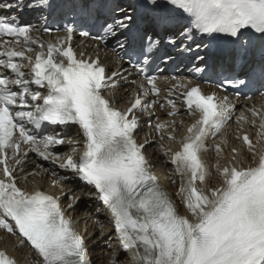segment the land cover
Listing matches in <instances>:
<instances>
[{
    "label": "snow or ice",
    "instance_id": "obj_1",
    "mask_svg": "<svg viewBox=\"0 0 264 264\" xmlns=\"http://www.w3.org/2000/svg\"><path fill=\"white\" fill-rule=\"evenodd\" d=\"M26 9L40 14L42 28L0 16V230L29 247L36 264H91L89 241L68 214L79 197L21 184L41 173L58 176V169L60 180L74 177L94 189L102 206L96 211L109 214L120 252L130 254L129 264H264V150L257 148L264 141V112L251 110V125L259 119L255 142L247 133L237 137L252 162L245 166L238 159L243 149L232 147L230 159L215 165L219 182L208 186L205 156L223 153V134L235 105L228 96L205 93L199 84L175 75L167 81L168 96L159 107L169 106L166 116L174 118L179 101L194 117L179 149L163 152L180 177L178 194L187 215L153 171L146 155L149 142L137 139L140 116L146 115L145 123L161 141L176 142L183 121L152 123L162 91L160 65L178 67L187 61L189 71H209L223 54L213 51L212 41H230L233 60L253 65L220 82V90L264 88V0H9L0 11ZM178 17L189 23L177 28ZM100 19L96 35L83 27H94ZM61 31L63 38H43ZM77 31L97 40L98 49L114 41L127 67L109 72L99 56L77 54L71 46ZM129 71L143 79L130 93L129 106L120 109L107 92ZM247 119L244 113L235 117L238 125ZM69 126L76 127L78 141L63 134ZM62 196L69 200L64 207ZM0 264L17 260L0 250ZM111 264H124L115 250Z\"/></svg>",
    "mask_w": 264,
    "mask_h": 264
},
{
    "label": "bare ground",
    "instance_id": "obj_2",
    "mask_svg": "<svg viewBox=\"0 0 264 264\" xmlns=\"http://www.w3.org/2000/svg\"><path fill=\"white\" fill-rule=\"evenodd\" d=\"M117 51L120 52L119 49H117ZM115 59L116 51H110L107 57L104 58L103 62L108 64L109 62H115ZM119 66L120 65L118 64L117 67ZM128 74L132 75V72H128L123 76L117 78L118 87L116 89H113L111 93V99L117 106L129 104V100L131 99L130 93L134 92L135 89H137L136 85H131L129 83L130 79L126 78ZM202 76V73H196L188 70L186 74L184 76H181L180 78L183 79L185 82H189L190 84L194 85L201 83L200 78ZM167 81L168 80L162 79L158 83L162 92L160 97L158 98V104L155 110L157 114L156 116H154L153 114L152 121L156 123L175 119L178 123L180 121H183L184 125L191 124L194 121V117L190 116L187 112L182 109L179 101L177 102V108L180 109V112L174 118L166 116V112L170 110L169 106L166 105L163 109L159 107V104L164 103L166 97L168 96L167 88L170 85ZM124 83H127V85L124 86ZM252 103L256 104L257 112H264V97H256L250 101H237L235 104L234 112L243 113L246 110V107H249ZM156 117L159 118L158 121ZM246 117L248 118L247 121L242 122L239 125L232 121L230 122L229 126L225 129V132L223 134V140L226 141V143L222 144V148L224 150L219 158L217 157L214 151L206 154V163L208 164L211 172V178L208 181V186L216 185L219 182L215 172V165L218 159L221 164H223L226 160L230 159L232 155V147L243 149L240 152L238 159L241 160L245 166L252 162L249 158V154H247L246 145H243L241 139H237V137L241 136V133L243 132L241 131V129L242 127H244L245 130L251 134L252 139L255 142V140L257 139L256 133L259 131V119L255 118L257 120V124L256 126H253L251 125L250 121L254 119V117L250 115H246ZM145 129H143V132L138 133L139 137L146 136L147 131L150 130L152 135H156L157 143L155 144H160L159 147H156L154 146V144H152L148 149L149 152L153 151V155H151V163L153 165V170L160 178L161 184L164 185L165 189L168 191L169 195L176 203L180 213L183 215H187V211L184 205L181 203V199L178 194L180 187V177L178 176V174H176L174 167L170 164L169 157H166L162 154V151L167 150L169 148L174 150V148L176 147V142H169L167 139L161 141L159 139V134L155 133L151 127L148 126ZM166 131H170V129ZM183 135H185L184 128L178 129L176 133V138L182 137ZM68 138L78 141L79 137L77 135V130L73 129L72 131H70ZM216 140L220 141L221 137H217ZM209 141L212 143L211 140ZM161 145H163V148L161 147ZM257 148L258 150H264V141H262L261 144H258ZM62 150L70 151V148L64 146ZM44 166L50 169L54 168L53 165H49L47 163H44ZM27 170L31 171L33 169L29 168ZM55 170L59 173V175H63V173L60 172L58 169ZM59 175L53 176L51 175V172H48L46 174L41 173V176L43 178L40 177L39 179H35V182H38L39 184L48 187L50 190H52L53 192H57L58 194H60L61 190H63V192L65 193L70 192V195L79 197V202L74 207V209L71 210L68 214L73 217L75 227L81 235H83L82 230L87 231V234L84 235L86 239L93 235L90 239H88V259L91 264H111L114 250L120 255L121 259L124 261V264H129L130 254L120 252L116 234L113 230L112 225L109 223V214L103 210L97 212L95 209L98 206L102 208V206L99 205L98 201L95 199L94 189L91 186L84 185L82 182L76 180L74 177H70L68 180H60ZM32 179L33 177H30V180ZM52 180L55 181V185L53 186L50 183ZM173 180L176 181L175 184L173 183ZM33 182L34 181H31V184ZM68 202L69 200L65 196L63 198L64 206H66ZM0 232L4 236H7L3 232V230H0ZM12 239L13 243L11 245L9 243L4 244L0 242V246L8 248L9 251L18 259L20 264H36V261L38 259L36 255L31 252L27 247H22L20 245V240L18 237H12ZM22 254H25V256L21 257Z\"/></svg>",
    "mask_w": 264,
    "mask_h": 264
},
{
    "label": "rangeland",
    "instance_id": "obj_3",
    "mask_svg": "<svg viewBox=\"0 0 264 264\" xmlns=\"http://www.w3.org/2000/svg\"><path fill=\"white\" fill-rule=\"evenodd\" d=\"M94 208H95V207H94ZM95 209H96V208H95ZM93 210H94V209H93ZM23 256H24V254L21 255V257H23Z\"/></svg>",
    "mask_w": 264,
    "mask_h": 264
}]
</instances>
